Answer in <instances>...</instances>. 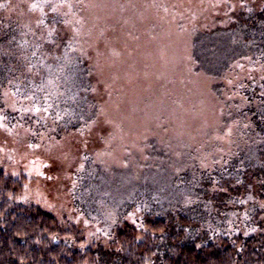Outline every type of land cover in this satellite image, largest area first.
<instances>
[{
  "label": "rangeland",
  "instance_id": "1",
  "mask_svg": "<svg viewBox=\"0 0 264 264\" xmlns=\"http://www.w3.org/2000/svg\"><path fill=\"white\" fill-rule=\"evenodd\" d=\"M81 4L71 20L81 12L83 30L79 23L66 29L81 36L82 48L96 64L89 74L93 98L85 101L82 116L64 112L62 98L70 92L76 96L74 81L64 73L68 70L58 69L57 55L42 47L38 32L40 40L14 47L12 38V45L0 47V169L21 179L17 202L41 207L68 229L67 238L90 243L98 237L102 214L111 215L96 201L101 192L96 184L103 181L99 174L111 168L121 179L114 167L127 166L140 174L161 158L153 155L159 146L171 156L189 150L187 180L189 191L198 193L199 208L204 209L200 195L209 181L222 198L231 195L241 203L245 186L234 182L226 194L222 187L228 176L217 169L248 161L247 151L257 143L252 137L260 130L257 121L264 123V83L258 84L259 97L246 81L264 79V0ZM29 6L0 4L4 30H11L15 20L31 23ZM197 29L207 33L205 72L194 68ZM214 171L217 176L209 179L207 173ZM256 179L264 184V174ZM109 190L116 192V185Z\"/></svg>",
  "mask_w": 264,
  "mask_h": 264
},
{
  "label": "trees",
  "instance_id": "2",
  "mask_svg": "<svg viewBox=\"0 0 264 264\" xmlns=\"http://www.w3.org/2000/svg\"><path fill=\"white\" fill-rule=\"evenodd\" d=\"M0 4H30L31 18V23L24 24L15 20L8 31L0 23V47L12 45V38L14 47L20 45L19 41L24 44L29 39L40 40L38 32L42 47L47 48L50 56L57 55L58 69L68 70L64 73L74 81L76 96L73 99L70 92L62 98L64 112L82 116L85 101L93 98L95 86L89 74L93 76L96 64L88 56L87 48H82L81 36L68 33L66 28L76 23L81 27V12V20L71 19L73 8L77 10L84 4L81 0H0ZM254 21L256 24L259 20ZM206 34L201 29L194 32V68L201 72H205ZM246 81L255 86L253 90L258 95V84L264 83V79L252 76ZM257 123L259 133L252 137L257 143L248 149V161L217 169L226 171L228 176L223 180L226 186L222 187L229 190L226 194H231L234 182H239L240 188L241 183L245 186L241 203L231 195L222 198V194L212 191L211 181L208 185L203 181L208 190L200 195L206 203L204 209L199 208L198 193L189 191L191 185L187 180V163L192 159L189 150L171 156L172 151L168 154L167 149L157 146L154 157L167 158L158 159L156 164L147 163L140 174L133 175L129 166L114 167L121 171V179L111 168L99 172L103 181L96 184L101 189L96 201L105 211L109 207L111 215L109 218L102 214L104 221L96 232L98 237L87 244L84 237L67 238L68 229L48 211L18 203L21 179L0 169V264H264V184L256 179L264 174V147H259L264 143L263 119L259 118ZM171 157L172 161L167 162ZM207 176L212 179L217 172ZM254 181L260 186L254 185ZM112 184L116 185V192L109 190ZM252 184L256 187L255 200L250 193ZM247 200L253 202L243 206ZM244 225L250 227L243 231ZM102 233H106V239Z\"/></svg>",
  "mask_w": 264,
  "mask_h": 264
},
{
  "label": "snow or ice",
  "instance_id": "3",
  "mask_svg": "<svg viewBox=\"0 0 264 264\" xmlns=\"http://www.w3.org/2000/svg\"><path fill=\"white\" fill-rule=\"evenodd\" d=\"M34 7H35V5H34Z\"/></svg>",
  "mask_w": 264,
  "mask_h": 264
}]
</instances>
